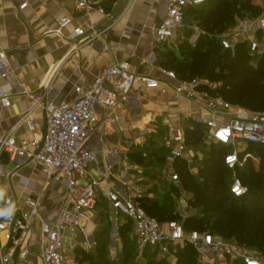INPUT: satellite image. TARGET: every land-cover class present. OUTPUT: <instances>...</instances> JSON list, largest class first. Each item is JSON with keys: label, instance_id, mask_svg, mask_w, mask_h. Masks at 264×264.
Wrapping results in <instances>:
<instances>
[{"label": "built area", "instance_id": "2783aa9c", "mask_svg": "<svg viewBox=\"0 0 264 264\" xmlns=\"http://www.w3.org/2000/svg\"><path fill=\"white\" fill-rule=\"evenodd\" d=\"M264 2V0H261ZM79 9L87 15L99 13L105 17L104 6L98 0H76ZM208 0H166L165 15L152 28L153 38L161 45L178 48L180 39L186 29V18L192 8H198ZM28 6L25 2L21 8ZM71 19L60 20L58 35L68 26ZM102 29L92 25L89 31L77 27L68 36L77 41L72 48L74 53L84 44L106 37L112 24ZM258 27L264 32V13L254 18L239 20L229 31L215 34L224 50L235 52L237 43L247 42L251 54L259 51V42L249 34ZM200 31L198 26L194 27ZM248 34L249 38L234 41L237 36ZM181 35V38L179 36ZM105 51L109 46L105 44ZM10 61L7 51L0 44V77L6 79L10 72ZM163 79L135 72L128 60L114 62L99 74L91 86H76L74 99L56 105L45 103L47 89L44 92H24L32 102L31 108L4 134L0 135V176L7 179H19L25 185L20 170L29 162H36L46 183H55L66 190V197L55 218L42 212L43 192L39 195L24 194V207L14 196H5L0 200V264H34V257L41 264H78L76 252L80 245L77 235L83 230L84 222H90L99 204V188L105 181H96L91 176V169L101 171L97 165L99 151L88 146L89 141L99 132V106L110 111L127 105L137 82L145 89H158L162 93L172 92L175 100H189L196 103L203 113L193 117V123L203 126L209 133V140L221 147H230L224 157L225 165L233 172L231 193L236 197L248 194L249 187L237 175L238 167H243L249 160L255 163L258 156L253 152L239 149L241 144H249L264 149V111H250L235 106L223 97L214 95L204 88L207 80L196 78L181 79L174 70L160 66ZM0 88V108L11 106L13 90ZM45 108L48 113L47 130L43 136L36 135L29 142H20L17 132L26 124L30 133L36 132L33 114ZM188 121L183 114L179 115L176 126L161 136V144L169 150L173 161L186 160L189 144L187 140ZM141 144L131 141L127 149L121 144L106 148L107 158L128 161L130 154ZM147 158L149 151L143 150ZM170 181L179 182V173L172 168ZM129 191L107 188L105 197L115 219L114 242H121L120 227L123 217L133 224L132 237L137 249L144 251L150 248L161 256L171 254L170 249L179 245L191 244L200 257L201 264H263L252 249L241 246L235 240H227L211 232H187L182 221L172 220L160 223L142 207L140 199L146 191L130 181ZM39 224V251H34L33 238Z\"/></svg>", "mask_w": 264, "mask_h": 264}, {"label": "crops", "instance_id": "0c3cea01", "mask_svg": "<svg viewBox=\"0 0 264 264\" xmlns=\"http://www.w3.org/2000/svg\"><path fill=\"white\" fill-rule=\"evenodd\" d=\"M98 1L110 17L99 13L89 16L78 8L76 0H0V44L7 51L10 61V74L6 79L0 77V88L7 86L6 88L13 90L11 106L0 108V135L7 132L31 108L32 102L24 92H44L48 88L45 103L59 105L69 102L74 99L76 86H91L105 68L122 60H128L138 74L164 78L159 67L162 66V53L167 52V45L155 42L152 28L165 15L166 0ZM25 2H28V6L22 9ZM256 3L262 4L264 9V2L256 0ZM66 17L71 22L63 29V34L58 35L56 30L59 22ZM113 20L115 22L106 37L88 42L71 53L78 40L71 41L68 36L75 28L81 27L89 31L95 25L97 29H102L113 23ZM195 26V21L188 16L186 28L194 29ZM194 33L200 35V31L195 29ZM249 35L259 42L258 52L263 53L264 32L255 27ZM249 35L237 36L234 41L247 39ZM196 40L197 37L190 38L192 44ZM105 44L109 46L108 51L104 50ZM97 112L101 122L100 129L88 146L99 151L97 165L102 170L92 168L91 176L94 180L105 183L99 188V204L94 218L90 222H84V228L78 233L77 239L83 249L93 250L98 245L97 236L104 235L107 227L99 229L97 222L101 220L103 223H110L111 229L107 235L115 250L113 253H116L121 242H114L115 219L104 195L105 190L111 187L130 192L128 184L134 181L146 193L154 188L161 192L160 181L172 183L169 176L172 168L176 170L169 150L161 144V136L169 129V125L178 124L180 114L188 121L186 129H193L196 126L193 117L203 112L194 102L175 100L171 91L162 93L158 89H145L140 82L136 83L127 105L114 111L99 106ZM33 119L36 132L30 133L28 126L22 125L17 132L20 142H29L34 136L45 134L47 110H36ZM131 141L141 145L130 154L128 161L123 158H107L104 154L106 148L117 144H121L122 149L126 150ZM252 148L255 147L249 144L239 146L245 152H250ZM143 150L149 151L147 158L142 156ZM257 156L258 160L254 165H260L261 156ZM201 157V151L196 146L189 145L187 162L191 164ZM20 173L25 180H29L30 185L23 184L19 179L0 176V200L12 195L24 207V194L39 195L43 192L42 212L55 218L66 197V190L55 183L47 184L36 162H29ZM102 205L107 206V220L98 219L102 215L99 213ZM39 233L40 227L36 224L33 238L36 252L39 251ZM33 263L41 264V261L34 257Z\"/></svg>", "mask_w": 264, "mask_h": 264}, {"label": "trees", "instance_id": "16d2710c", "mask_svg": "<svg viewBox=\"0 0 264 264\" xmlns=\"http://www.w3.org/2000/svg\"><path fill=\"white\" fill-rule=\"evenodd\" d=\"M263 10L262 4L256 3V0H208L201 7L190 9L188 16L195 21L200 35L192 44L190 38L194 29L186 28L178 48L162 53V66L174 70L181 79L207 80L209 84L204 85L205 89L235 106L250 111H264V52L251 54L248 43L241 42L236 44L233 53L224 50L221 41L214 36L231 30L241 19L260 16ZM206 138L207 129L203 126L196 125L187 130L190 146H197ZM254 147L250 152L260 154L259 170H256L251 160L236 170L249 187L247 195L236 197L231 193L233 172L224 162L230 149L214 143L212 150L205 155L203 166L199 168V177L192 174L187 160L175 161L180 181L170 183L172 187L163 190L164 195H159L157 188L146 193L140 199L142 207L162 224L172 220L182 221L174 211L175 193L179 190L188 191L191 193L188 205L199 211L183 220L187 232L208 231L227 240H235L241 246L264 255V149ZM110 229L108 223L104 235L97 236V260L94 259V252L84 254L86 260L90 258L91 264H106V255L110 253V239L107 235ZM128 230L133 234V224L123 217L120 227L123 250L118 262L139 264L130 261L131 254L138 249L133 237L131 240L125 238ZM176 248L178 251L173 252L172 247L168 256H161L158 251L150 248L144 251L152 252L151 255L157 259L156 264L198 263L197 250L191 244ZM172 257L175 261H172ZM235 264L244 263L237 261Z\"/></svg>", "mask_w": 264, "mask_h": 264}, {"label": "rangeland", "instance_id": "374dc122", "mask_svg": "<svg viewBox=\"0 0 264 264\" xmlns=\"http://www.w3.org/2000/svg\"><path fill=\"white\" fill-rule=\"evenodd\" d=\"M193 37H197L198 38L199 34L197 35V34L194 33L191 36V39H193ZM165 49L167 51H169V50L175 49V48H172L171 46H167ZM213 144L214 143L211 142L209 140V138H206L203 143H201V144L196 146V148H198L201 151V154H202L201 159H198L197 161H194L191 164L187 163L188 164V168L190 169L192 174H194L195 176L199 177V168L201 167L202 164H204V160L206 158L205 155L207 154V152L209 150H212ZM255 168H256V170H259L260 165H255ZM262 169L264 171V167ZM171 187H172V185H170L169 182L166 184L163 180H161L160 183H159V189L161 190L159 195H164L163 190H165L167 188L169 189ZM175 197H176V203H175V206H174V211H175V213H178V216L181 217L182 222H183V220L186 217L198 213V211H199L198 209L192 208V207H190L188 205L189 197H191V193L190 192L184 191V190H179V191H176ZM106 210H107V206H105V205L103 207H99V213H102L101 217H100V215L98 217L99 220L102 219V218H104L106 220L108 219V213H106L107 212ZM97 223H98V228L99 229H102V228L104 229V227L107 226V223H103L101 220L98 221ZM128 231H129V233H126L125 238L131 240L132 232H131V230H128ZM97 243H98V241H97ZM96 247H97V245L95 246V248L93 247V250L89 249V251H87L86 249H83L80 246L78 248L77 252H76L78 264H91L90 263V258H89V261L86 260L87 256L85 257V255H84L85 253L87 254V253H90V252L91 253L94 252L93 253V254H95L94 255V259L97 260L98 259V254L96 253V250H95ZM122 250H123V241H121L119 246H117L116 253H113L115 250H114L113 246L110 243V253L106 255L105 263L106 264H119V262L121 260L120 257H121ZM176 250H177V248H174L173 252H176ZM151 253L152 252H150V251L135 250L134 253L131 254V256H130V261L131 262L134 261V263H139V264H147L148 262L149 263L151 262L152 264H156V260L157 259H154L153 255H151ZM255 253H256V256H258L260 258V260L262 261V263L264 264V255H261V253L259 251H255ZM198 257H199V255H198ZM82 258H84L85 261ZM158 258H160V256H158ZM172 261H175V259L172 258ZM197 264H201L200 257L198 258V263Z\"/></svg>", "mask_w": 264, "mask_h": 264}]
</instances>
